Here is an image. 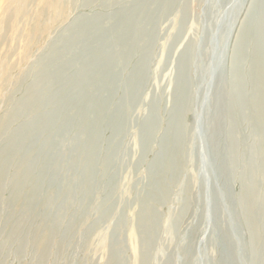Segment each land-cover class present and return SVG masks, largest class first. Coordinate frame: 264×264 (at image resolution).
<instances>
[{
	"label": "rangeland",
	"instance_id": "obj_1",
	"mask_svg": "<svg viewBox=\"0 0 264 264\" xmlns=\"http://www.w3.org/2000/svg\"><path fill=\"white\" fill-rule=\"evenodd\" d=\"M67 8L28 56L1 33L0 150L33 125L38 180L13 207L7 167L0 264H264V0Z\"/></svg>",
	"mask_w": 264,
	"mask_h": 264
},
{
	"label": "bare ground",
	"instance_id": "obj_2",
	"mask_svg": "<svg viewBox=\"0 0 264 264\" xmlns=\"http://www.w3.org/2000/svg\"><path fill=\"white\" fill-rule=\"evenodd\" d=\"M69 1L70 0H11L9 2H0V44L3 38L2 31L6 28L13 32L18 30L21 32L26 31L27 35L25 41V55L28 56L33 50V47L48 34V31L61 23L63 19L69 14L67 8V3ZM18 21L24 25L21 27ZM12 72L13 68L2 60L0 62V101L3 92L11 83L13 74ZM36 97L37 94L32 92L30 93L28 102H26V107L30 113L35 112L34 110L37 107ZM33 128L34 126L32 125L21 130L15 139H12V141L7 146L0 150V184L4 179H6L7 170L10 168L8 167L9 164L14 161L17 162L19 171L14 176V179H16V184L12 189L11 206L18 208L19 206H22L24 201L26 202L29 200L28 208L25 205V212L26 210H30L32 208V205L37 199L35 191L31 193L25 192L28 183L34 184V181L38 180L36 171L27 165L26 160L29 157L24 156L27 143L32 141V135L34 133H32L31 130ZM47 128L50 131V123ZM29 147L32 151L38 152L39 144H37V142H33L32 145L29 144ZM18 156H21V158L18 159ZM2 189L3 188L0 187L1 195L4 193ZM149 221V215L147 213L144 216V223ZM45 238V228H43L42 236L40 238L41 244H44Z\"/></svg>",
	"mask_w": 264,
	"mask_h": 264
}]
</instances>
